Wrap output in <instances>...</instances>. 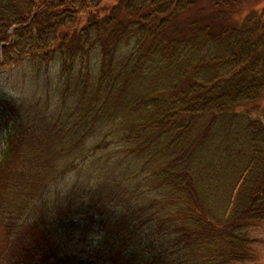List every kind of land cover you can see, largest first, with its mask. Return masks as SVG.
<instances>
[{"label":"trees","instance_id":"16d2710c","mask_svg":"<svg viewBox=\"0 0 264 264\" xmlns=\"http://www.w3.org/2000/svg\"><path fill=\"white\" fill-rule=\"evenodd\" d=\"M103 1L0 0V66L46 82L3 139L10 238L30 229L53 243L81 200L110 245L89 251L101 263L251 260L249 231L264 223V0ZM67 174L66 217L25 218Z\"/></svg>","mask_w":264,"mask_h":264},{"label":"rangeland","instance_id":"374dc122","mask_svg":"<svg viewBox=\"0 0 264 264\" xmlns=\"http://www.w3.org/2000/svg\"><path fill=\"white\" fill-rule=\"evenodd\" d=\"M35 1L38 2L40 0ZM116 2V0H104L102 7L112 6ZM53 68L55 67L52 66L50 69ZM42 86H46L44 78H35L31 69L26 65L9 64L0 66V152L3 147L4 136L11 130L13 125L14 108H25L29 104L36 103V99L44 98L43 94H45V91ZM263 108L264 100L259 105L260 110ZM101 155L103 162H105V152H102ZM103 162H99V168L107 167L108 163ZM11 171L12 169L10 168L8 170L9 173L6 172V177H8H5L6 179L15 178V176L11 175ZM71 175L62 176V178L57 179L59 181L52 183L46 195L43 196V194V197L35 199L36 203L24 211L23 216L27 217L29 221H33L39 216L54 218L55 216L57 217L56 213H58L59 217H66L68 214V216L74 218L75 226L64 227L63 225H56L61 230H58L57 234H55L54 242L51 244H46L37 238L35 239L31 235L30 229H25L13 240L15 236L10 238L11 228L8 229L9 225H5V219L0 216V223L4 224H0V264H105L89 255V251L92 248L105 246L106 249L110 248V245L104 241L102 230L98 225L85 226L87 225L85 224L87 222L86 216L91 214L92 209H88L83 202H80L81 200H77V202H72L73 207L67 214L63 213L61 215L58 212L59 202H62L69 186L71 187L75 183V179L71 178ZM6 184L7 182L0 186V193L5 191V188H7ZM90 187L88 185L86 191ZM63 203L66 204L64 201ZM5 205L6 201L0 206L3 208ZM110 210L112 211L113 209L107 208V211L112 213ZM100 216L102 215L99 211L96 212L95 220L99 221L101 219ZM249 234L254 239L252 246L253 257L251 260L240 264H264V223L253 226ZM111 248L113 247L111 246Z\"/></svg>","mask_w":264,"mask_h":264}]
</instances>
